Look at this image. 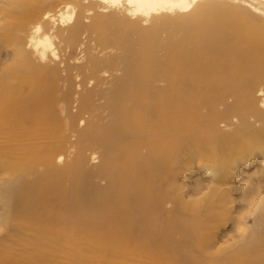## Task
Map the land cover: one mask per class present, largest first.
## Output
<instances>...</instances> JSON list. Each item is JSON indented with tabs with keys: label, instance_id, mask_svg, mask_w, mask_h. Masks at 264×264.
<instances>
[{
	"label": "bare ground",
	"instance_id": "bare-ground-1",
	"mask_svg": "<svg viewBox=\"0 0 264 264\" xmlns=\"http://www.w3.org/2000/svg\"><path fill=\"white\" fill-rule=\"evenodd\" d=\"M193 1L63 0L66 9L78 8L74 25L105 13L100 19L116 20L119 32L78 45L72 59L90 51L114 57L92 59L87 69L65 64L68 81L86 97L66 100L64 109L87 110L89 121L69 124L62 136L31 113L45 106L38 91L54 100L51 67L27 72L24 53L20 69L0 66L8 145L0 152L8 170L22 171L0 185V219L11 221L0 235V264H156L164 247L191 264H238L242 248L195 254L167 239L203 226L194 209L168 207V176L180 155L199 150V140L216 156L241 134L264 133V0H239L245 12L206 3L183 15ZM161 10L169 15L153 16ZM49 11L24 39L36 61L57 59L38 37L42 19L54 22ZM162 22L172 25L158 41ZM49 110L57 113L52 103Z\"/></svg>",
	"mask_w": 264,
	"mask_h": 264
},
{
	"label": "rangeland",
	"instance_id": "rangeland-1",
	"mask_svg": "<svg viewBox=\"0 0 264 264\" xmlns=\"http://www.w3.org/2000/svg\"><path fill=\"white\" fill-rule=\"evenodd\" d=\"M206 3H211L217 12H245L240 7L239 0H195L182 14L190 13L191 16L195 6ZM46 9L53 13L54 22L51 24L49 20L42 19L38 37L42 43H49L57 59L36 61L27 49L24 39L31 32V23ZM77 14V6L66 9L63 0H0V66L10 65L20 69V53H24L28 59L27 72H34L35 67L42 64L51 67L50 79L53 80L54 88L50 89L54 100H51L46 90L38 91L37 96L45 106L43 110H33L31 113H41L52 131L60 136L66 132L69 124L82 128L89 121L87 110L78 113L73 106L67 113V109H64L66 100L86 97L85 89L81 90L68 81L65 66L78 64L87 69L92 59L104 61L114 57L108 53L90 51L78 61L72 59L78 45L88 43L89 40L95 45L96 36L111 33L118 35L119 32L116 30V20L100 19L106 16L105 13L88 19L82 18L80 24L74 25ZM164 14L169 15L167 11L161 10L153 16L161 17ZM152 25L146 23L144 27L149 29ZM171 25L169 22L161 23L158 41L166 37L167 29ZM157 54L161 58L165 56L159 48ZM115 64L121 65L119 58L115 59ZM50 103L57 108V113L50 114ZM261 130L264 131V128ZM198 144L199 150L194 151L192 156L184 152L171 164L167 194L170 209L179 205L194 209V213L197 212L203 217V226L189 237L178 231L168 235L167 239L173 244H182L195 254L205 250L221 253L242 248L238 254V264H249L256 259L260 262L252 264H264V133L259 136L241 134L225 153L216 156L209 155L207 149L204 150L205 143L201 140ZM4 147H8L5 123L0 122V150ZM7 161V156L0 152V185L10 175L22 172L19 167L8 170ZM1 205L0 203V214L3 212ZM8 222L11 221L0 219V235L9 232L6 226ZM162 249L164 257L157 259L156 264H191L173 249ZM114 261L117 262V259Z\"/></svg>",
	"mask_w": 264,
	"mask_h": 264
}]
</instances>
